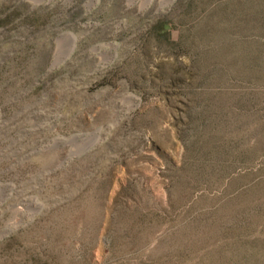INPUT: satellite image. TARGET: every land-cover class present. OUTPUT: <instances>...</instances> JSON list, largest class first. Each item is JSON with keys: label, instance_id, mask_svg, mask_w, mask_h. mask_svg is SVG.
<instances>
[{"label": "rangeland", "instance_id": "374dc122", "mask_svg": "<svg viewBox=\"0 0 264 264\" xmlns=\"http://www.w3.org/2000/svg\"><path fill=\"white\" fill-rule=\"evenodd\" d=\"M0 264H264V0H0Z\"/></svg>", "mask_w": 264, "mask_h": 264}]
</instances>
